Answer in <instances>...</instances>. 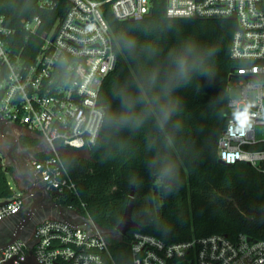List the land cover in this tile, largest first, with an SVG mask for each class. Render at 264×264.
<instances>
[{"label":"trees","instance_id":"obj_1","mask_svg":"<svg viewBox=\"0 0 264 264\" xmlns=\"http://www.w3.org/2000/svg\"><path fill=\"white\" fill-rule=\"evenodd\" d=\"M57 1L61 6L44 8L39 0H0V12L17 21L40 15L42 30L49 29L64 12L65 1ZM152 1L153 14L136 20H120L109 2L103 4L119 43L116 66L100 94L105 119L92 147L64 155L79 195L65 192L60 202L75 203L100 228H117L134 190L138 226L109 237L115 264H132L135 230L166 242L214 233L264 240L263 170L246 161L224 163L217 152L222 132L236 117L228 106L230 73L246 64L231 56L236 20L170 17L166 0ZM128 40L134 48L126 46ZM189 42L195 45L192 77L165 95L162 88L174 70L169 54ZM119 94L142 97L137 120L116 122L125 113ZM244 147L264 150V140ZM7 174L0 163V198L13 195Z\"/></svg>","mask_w":264,"mask_h":264},{"label":"built area","instance_id":"obj_2","mask_svg":"<svg viewBox=\"0 0 264 264\" xmlns=\"http://www.w3.org/2000/svg\"><path fill=\"white\" fill-rule=\"evenodd\" d=\"M39 1L44 8L61 6L57 0ZM64 1V12L49 29L42 30L40 15L17 21L0 12V122L43 138V156L32 159L34 184L40 181L46 191L57 190L50 197L60 204L65 192L79 195L64 155L93 145L105 119L100 94L116 66L119 43L103 4L109 2L120 20L141 19L153 8L152 0ZM166 12L170 17L236 20L231 56L246 64L230 73L229 83L238 80L234 86L240 96L229 98L236 117L222 132L217 152L227 164L246 161L264 172V150L244 147L264 140L257 131L264 126V0H166ZM12 190L11 197L0 198V222L25 205L23 193ZM40 197L33 195L38 207L44 204ZM64 206L84 216L87 225L48 216L29 235L3 248L0 264H115L100 227L75 203ZM130 237L132 264H264V240L244 233L166 242L135 230Z\"/></svg>","mask_w":264,"mask_h":264},{"label":"flooded vegetation","instance_id":"obj_3","mask_svg":"<svg viewBox=\"0 0 264 264\" xmlns=\"http://www.w3.org/2000/svg\"><path fill=\"white\" fill-rule=\"evenodd\" d=\"M14 135H5V137L0 136V146L4 149V153L8 154L9 151L13 153L17 152L15 150L22 149L23 152L19 159H17L16 162L12 161V159L9 161V171L16 177L19 186H26L28 184L34 183L33 179V168H32V159L35 154H31V152L28 151L27 146H24L22 143V140H19V137L17 138V142L13 141ZM18 153H16L15 156ZM33 155V157H32ZM18 166V168H16ZM19 174H23L24 178H21ZM39 187H44L42 182L36 181ZM33 201V197H28L25 199V205L20 210V212L14 216L8 217L5 220L0 222V248L6 244L13 235L17 234V232L20 233V236H27L30 234V232L35 228V226L41 222L43 219L47 218L52 211V200L50 195L43 200L44 204L42 206L37 207L31 215H29V208ZM23 227V229L21 228ZM1 251V250H0Z\"/></svg>","mask_w":264,"mask_h":264},{"label":"water","instance_id":"obj_4","mask_svg":"<svg viewBox=\"0 0 264 264\" xmlns=\"http://www.w3.org/2000/svg\"><path fill=\"white\" fill-rule=\"evenodd\" d=\"M153 14V12H150L147 16H151ZM236 16L233 15L232 18H235ZM198 18V17H195ZM133 20V19H131ZM238 27V26H237ZM250 79H253V77H250ZM4 123H8L7 121H2ZM14 142H17V138H13ZM90 146L92 147V144H90ZM28 151L31 152V154H36V150L35 148H28ZM23 152V150H21V153ZM20 154V153H18ZM33 157V155H32ZM12 159V161L16 162L17 158L15 155H13V153L11 151H9L8 154H5L3 151L0 150V161L4 162V167L6 169V171L9 172V166L10 164V160ZM222 161V160H221ZM223 162V161H222ZM225 163V162H224ZM17 164V162H16ZM16 168H18V166H16ZM19 186V185H18ZM21 192L23 193L25 199H27L28 197L32 198L33 195L35 194H40V200L44 199L46 196H51V195H55L56 193H58L57 190L52 191V192H48L44 189V187H39L38 185H35L34 183L31 182V184H28L26 186H19ZM7 200L3 201L6 202ZM38 207V204L35 201H32L30 208H29V215H31V213H33V211ZM51 207L53 208L50 214H53L55 217L63 219V220H67L69 222L78 224V225H82V226H86V218L82 215L79 214H75L74 212H72L71 210H69L68 208H66L64 205L52 201ZM134 208V190L131 193V200L129 202V204L126 206V210L124 213V216L122 218V221L119 223V225L117 226L116 229L114 230H105L100 228V233L101 235H103L104 237H115L117 235H126L128 234L129 230L136 228L138 226V223L133 219L132 216V211ZM49 214V215H50ZM20 233L17 232V234L13 235V237L6 243L4 244L0 250H2L3 248H5L7 245H9L10 243L14 242L15 240L19 239ZM251 239V237H249Z\"/></svg>","mask_w":264,"mask_h":264},{"label":"clouds","instance_id":"obj_5","mask_svg":"<svg viewBox=\"0 0 264 264\" xmlns=\"http://www.w3.org/2000/svg\"><path fill=\"white\" fill-rule=\"evenodd\" d=\"M126 46L129 49L135 47L134 40L126 41ZM195 45L191 42L186 46V48L179 53H170L169 60L174 66L173 73L170 77L169 83L165 84L162 91L165 95H169L171 91L181 86L182 84L188 83L192 77L193 68L190 64L189 58L192 54ZM153 82H155V77H153ZM119 99L121 106L125 109V113L116 118L118 124H128L134 120L138 119L135 113V107L137 103L141 102L142 97H133L126 94H119Z\"/></svg>","mask_w":264,"mask_h":264},{"label":"crops","instance_id":"obj_6","mask_svg":"<svg viewBox=\"0 0 264 264\" xmlns=\"http://www.w3.org/2000/svg\"><path fill=\"white\" fill-rule=\"evenodd\" d=\"M14 135V137L18 138L22 143L24 144V146L30 147V148H35L36 150V154L34 156H38V157H42L43 156V151L44 149H46L45 145H44V140L43 138L32 132L29 131L25 128H23L22 126L16 125V124H12V123H4V122H0V136L1 137H5V135ZM0 150L4 152V149L2 148V146H0ZM21 150H15L17 152H15L14 154L16 155V153H20L17 154L18 156H16L17 159L20 158L21 156ZM1 163L4 165V162L1 161ZM8 176V174H7ZM19 176L21 178H24L23 174H19ZM15 177V176H14ZM16 178V177H15ZM17 181V179H16ZM18 184V181H17ZM48 196H46L45 198H47ZM51 216H54L53 214H50Z\"/></svg>","mask_w":264,"mask_h":264},{"label":"rangeland","instance_id":"obj_7","mask_svg":"<svg viewBox=\"0 0 264 264\" xmlns=\"http://www.w3.org/2000/svg\"><path fill=\"white\" fill-rule=\"evenodd\" d=\"M238 80L232 79L229 83V92H230V96H235V97H239L240 96V89L238 86H234L235 83H237ZM255 95V91L251 90L250 92V98L253 99ZM258 131V138H262L264 139V126H258L257 128ZM8 182L10 183V186L15 190V192H21L19 186L17 185V181L16 178L14 177V175L9 171L8 172V176H7ZM146 207L149 209V200L147 199L146 202Z\"/></svg>","mask_w":264,"mask_h":264}]
</instances>
